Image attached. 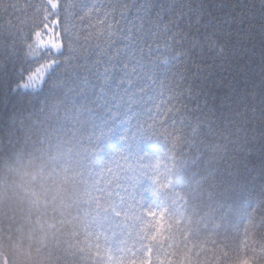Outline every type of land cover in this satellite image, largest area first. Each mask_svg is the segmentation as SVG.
Segmentation results:
<instances>
[{"label": "snow or ice", "instance_id": "snow-or-ice-1", "mask_svg": "<svg viewBox=\"0 0 264 264\" xmlns=\"http://www.w3.org/2000/svg\"><path fill=\"white\" fill-rule=\"evenodd\" d=\"M88 8L46 0L17 15L18 5L0 2L2 55L12 68L0 72V108L27 113L35 137L32 150L4 153L0 213L26 208L35 264H61L65 237L83 238L89 264H200L206 217L235 191L231 169L247 142L239 133L253 120L264 173V53L251 115L235 109L218 124L203 114L193 122L184 103L191 58L197 49L222 56L219 43L188 41L183 15L173 8L160 17L148 0L132 5L139 23L120 10L127 3H112L95 6L89 30H78ZM260 199L264 208V188ZM222 243L217 264L230 259L227 234Z\"/></svg>", "mask_w": 264, "mask_h": 264}, {"label": "trees", "instance_id": "trees-1", "mask_svg": "<svg viewBox=\"0 0 264 264\" xmlns=\"http://www.w3.org/2000/svg\"><path fill=\"white\" fill-rule=\"evenodd\" d=\"M3 4L14 3L20 10H27L28 5L37 8L46 0H0ZM67 4L80 5L87 3L89 8L77 16L78 30H89V12L95 6L112 3L128 4L127 9H120L130 20L139 23L137 9L133 4L144 0H64ZM159 9V16L171 14L173 8L177 15H183L181 30L186 33L187 40L202 43L205 36H211L223 49V55L201 54L197 49L192 56L193 71L187 73V84L191 88V96L185 93L184 103L191 113L190 120L203 114L211 123L218 124L223 118L239 112L257 108L261 85V57L264 53V0H148ZM160 5L165 7L161 8ZM130 10V14H129ZM80 12L77 7L75 12ZM3 15L0 9V16ZM95 13H93V16ZM158 17L153 14L152 19ZM22 22L27 16H20ZM95 23L94 19L92 21ZM3 41L0 40V72L11 71V65L3 57ZM19 67L16 68L18 72ZM251 106V107H250ZM258 111L256 115L258 116ZM27 113L6 115L0 108V178L3 176V156L5 152L12 154L20 150H32L33 137L28 132ZM238 119V117H237ZM24 125H21V121ZM194 122V120H193ZM207 127V125H205ZM259 121L245 123L240 137H247L243 156H238L233 173L235 191L225 199L219 209H212L207 215V228L202 231L201 240L205 243V254L201 255L200 264H217L213 254L223 249L225 235L230 243V259L226 264H233L237 256H247L252 264H264V208L261 207L260 193L264 188V173L260 163ZM186 131H190L185 129ZM161 144L164 142L161 141ZM35 147H39L38 142ZM2 187V185H0ZM207 212V210H205ZM34 219V217H33ZM33 225L27 219V210L18 211L13 217L0 213V264H35L38 255L35 252L37 233L32 231ZM104 235L111 236V231ZM103 238V237H102ZM60 249L56 250L61 264H89L86 253L80 249L85 247L83 238L65 237ZM131 247L132 245L129 244ZM54 247V246H53ZM93 258H95L93 256ZM222 259V257H221Z\"/></svg>", "mask_w": 264, "mask_h": 264}]
</instances>
